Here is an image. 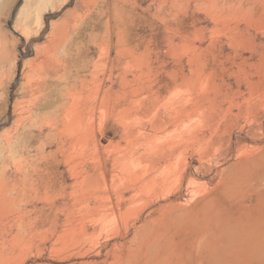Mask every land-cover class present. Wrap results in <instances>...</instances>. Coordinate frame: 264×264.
<instances>
[{
    "label": "rangeland",
    "instance_id": "374dc122",
    "mask_svg": "<svg viewBox=\"0 0 264 264\" xmlns=\"http://www.w3.org/2000/svg\"><path fill=\"white\" fill-rule=\"evenodd\" d=\"M0 69V264L239 248L234 218L264 203L244 164L264 150V0H0ZM225 212L231 236L203 226Z\"/></svg>",
    "mask_w": 264,
    "mask_h": 264
},
{
    "label": "bare ground",
    "instance_id": "6f19581e",
    "mask_svg": "<svg viewBox=\"0 0 264 264\" xmlns=\"http://www.w3.org/2000/svg\"><path fill=\"white\" fill-rule=\"evenodd\" d=\"M216 8V7H215ZM171 27V26H170ZM227 27V26H226ZM235 30V29H234ZM263 32V31H262ZM213 34V33H212ZM182 37V36H181ZM55 41V40H54ZM184 43V42H183ZM182 43V44H183ZM186 43V42H185ZM5 56V55H4ZM1 70V69H0ZM31 74V73H30ZM93 76V75H92ZM28 80V79H27ZM95 92V91H94ZM165 121V120H164ZM161 127V126H160ZM172 150H174L173 149V147L172 146H169V148H167L166 150L165 149H163V150H160V151H158V152H154V153H152L150 156H148V155H145L146 156V158H149V159H151V160H157V161H159L160 159H165L166 158V156L168 157V155H170L171 156V152H172ZM142 152H144V151H142ZM254 152V151H253ZM145 154H148V153H146L145 152ZM244 154V153H243ZM249 154V153H248ZM252 154V153H251ZM246 155V154H245ZM139 157V159H144V157H143V155H140V156H138ZM247 157H248V155H247ZM244 164H246V167H247V171H246V173L247 172H249V175L251 176V177H253V178H256V177H258V180L257 181H262L263 182V184H264V150H262L260 153H258V154H255V155H252V156H250L249 158H247L246 159V161L244 162ZM125 166V165H124ZM123 168H125V167H123ZM128 169V168H127ZM124 170V169H123ZM235 170V169H234ZM125 172V171H124ZM231 173V172H230ZM245 173V174H246ZM126 175V174H125ZM132 175V174H131ZM130 174H129V177L131 176ZM134 175V174H133ZM141 175V174H140ZM142 175H143V172H142ZM136 177V176H135ZM127 178V177H126ZM133 178H134V176H133ZM130 179V178H129ZM252 179V178H251ZM257 179V178H256ZM145 180V179H144ZM132 181V180H131ZM251 181V180H250ZM253 182V181H252ZM127 183V182H126ZM133 183V182H132ZM131 182L130 183H128V184H122L123 186H124V188H123V190H127L128 191V189L130 188H133V186H134V188H136L135 187V185H136V183L135 184H132ZM246 184V183H245ZM253 184H255L254 182H253ZM251 186V185H250ZM258 186V185H257ZM243 187H245V186H243ZM247 187V186H246ZM259 188V187H258ZM129 189V190H130ZM243 189V188H242ZM257 189V188H256ZM256 189H255V191H254V189H253V191H252V189H247V191H248V193L249 194H252V196H254V195H256L257 196V198H258V196H259V194H260V197H262L263 199H264V188H263V190L262 191H260V193L258 192V191H256ZM260 190V189H259ZM237 191H240V189H238ZM123 192V191H122ZM121 192V193H122ZM148 192V191H147ZM155 192V191H154ZM163 193V192H162ZM225 193V192H224ZM239 194V193H238ZM122 195V194H121ZM163 195V194H162ZM154 197V196H153ZM168 197V196H167ZM121 198V197H120ZM124 198V197H123ZM132 198V197H131ZM261 198V199H262ZM118 200H120V199H118ZM143 200V199H142ZM210 200V199H209ZM208 199H207V201H209ZM125 201V200H124ZM123 201V202H124ZM204 201V200H203ZM211 201V200H210ZM250 201H252V199L250 200V199H248V202H250ZM141 202V201H140ZM142 202H144V201H142ZM211 202H213V201H211ZM237 202V201H236ZM255 203H254V205L253 206H255L256 205V200L254 201ZM160 203V202H159ZM204 203V202H203ZM223 203V202H222ZM221 203V204H222ZM262 203H263V201H262ZM172 204V203H171ZM205 204V206L204 207H202V208H204L202 211H204L205 209H207L206 207H210V205H206V203H204ZM208 204V203H207ZM210 204V203H209ZM260 204V210L258 211L259 212V217L257 218V219H255V220H253L252 222H250V221H247V220H243V218H245V217H241L240 215H238V216H236L235 218L233 217V215L231 216L232 217V219H230V216L228 217V212H225V215H221V214H218L219 216L221 215V219H218V216L216 217V215H217V213H216V215H215V217H216V219L215 220H212L213 219V217H212V219H209V220H207V219H205L204 218V221L202 222L203 223V226H205V227H208L210 224H217V223H219V225L217 226V225H215V228H216V226H217V231L215 232V234H217L218 235V233H219V226H220V229H222L223 228V231L222 232H224V229H226L225 230V232L227 233L228 232V234H226L227 236L228 235H230L231 236V234H232V232L230 231V229H229V231H227V229L228 228H230V227H227V225L228 224H230L231 225V221L233 220V218H234V222L232 223L233 224V226L235 225L236 226V228H235V230H233V236H231V237H228L227 238V240H229V238L232 240V237H233V240L234 241H240V242H236V243H240V246H239V248L237 249V250H235V248H234V250H233V252H232V254H231V256L229 255V256H227L226 255V258L228 259H225V255L222 257L221 255H222V252L220 253V251H219V253H220V255L219 254H217V253H215L216 255H217V258L218 259H216V257L214 256V259H211V261L213 262L215 259L216 260H219V258H221L222 257V259H220L219 261L220 262H218V264H250L251 263V261L252 260H256L257 258H260L261 256H262V253H264V244H263V242H261V241H264V209H263V207H264V203L263 204H261V203H257V205H259ZM201 205V203L198 205V206H200ZM219 205V204H218ZM234 205V204H233ZM136 206V205H135ZM167 207H168V204L166 205ZM198 206L196 207L197 209H198ZM213 205L211 204V207H212ZM216 206H217V203L215 204V207H213L214 208V210L216 209ZM170 207V206H169ZM173 207L175 208L176 206H174L173 205ZM195 207H194V209H195ZM220 207V206H219ZM256 207V206H255ZM130 208V207H129ZM171 208V207H170ZM169 208V209H170ZM174 208H171V209H173V211L174 210H177V208L176 209H174ZM180 208V207H179ZM178 208V209H179ZM181 208H182V206H181ZM183 208H185V207H183ZM200 208H201V206H200ZM221 208V207H220ZM247 208V207H246ZM254 208V207H253ZM253 208H252V210H253ZM258 208V207H257ZM191 209V208H190ZM211 209V208H210ZM222 209V208H221ZM220 209V210H221ZM255 209V208H254ZM152 210V209H151ZM209 210V209H208ZM217 210V209H216ZM223 210V209H222ZM221 210V211H222ZM239 210V209H238ZM250 210H251V208H250ZM258 210V209H257ZM257 210L255 209L254 211V213L253 214H255L256 213V215H257ZM189 211V207H188V210H186L185 209V211H183L184 213H187ZM198 211H200V210H198ZM201 211V212H202ZM225 210H223V212H224ZM169 212H170V210H169ZM197 212V211H196ZM206 211H204V213H200L199 212V214H198V216H197V219H198V217H201V214H202V217L204 216V215H206L207 213H205ZM215 212V211H214ZM213 212V209H211V214L212 213H214ZM222 212V213H223ZM171 213V212H170ZM182 213V212H181ZM180 213V214H181ZM190 213L191 212H189V215H190ZM228 213V214H227ZM250 213V212H249ZM252 213H250V214H252ZM209 214V213H208ZM243 214V213H242ZM241 214V215H242ZM249 214V215H250ZM261 214V215H260ZM70 215V214H69ZM80 215V214H79ZM177 215V214H176ZM182 215V214H181ZM184 215V214H183ZM182 215V216H183ZM188 215V216H189ZM200 215V216H199ZM214 215V214H213ZM212 215V216H213ZM82 216V215H81ZM178 216V215H177ZM180 216V215H179ZM223 216V217H222ZM235 216V215H234ZM253 216V215H252ZM258 216V215H257ZM72 217V216H71ZM201 217V218H202ZM209 217V216H208ZM214 217V218H215ZM251 217V216H250ZM65 218H66V216H65ZM68 218V217H67ZM178 218V217H177ZM220 218V217H219ZM149 219H151V218H149ZM196 218L195 219H193V221L194 220H197ZM247 219H249V218H247ZM68 220V219H67ZM75 220V219H74ZM152 220V219H151ZM231 220V221H230ZM250 220V219H249ZM252 220V219H251ZM177 221H179L178 219H177ZM177 221H175V223L178 225L179 223L177 222ZM189 221V220H188ZM193 221H192V223H193ZM46 222V221H45ZM182 222H184V221H182ZM195 222V221H194ZM180 223H181V220H180ZM199 224V222H196V223H194V225H196V224ZM200 225V224H199ZM221 225H222V228H221ZM230 225H228V226H230ZM152 226V225H151ZM197 226V225H196ZM195 226V227H196ZM201 226V225H200ZM203 226H201L203 229H204V227ZM148 227V226H147ZM153 227V226H152ZM180 227V226H179ZM194 227V228H195ZM192 228V227H191ZM215 228H214V231H215ZM151 229V228H150ZM153 229V228H152ZM155 229H156V227H155ZM186 229V228H185ZM184 229V230H185ZM196 229V228H195ZM199 229V226H198V228L196 229V230H198ZM140 230V229H139ZM154 230V229H153ZM174 230V229H173ZM172 230V231H173ZM188 230V229H187ZM192 230V229H191ZM190 230V231H191ZM196 230H195V232H196ZM201 230V229H200ZM209 230H210V228H209ZM141 231V230H140ZM139 231V232H140ZM186 231V230H185ZM189 231V232H190ZM194 231V230H193ZM204 231V230H203ZM202 231V232H203ZM208 231V230H207ZM148 232V231H147ZM151 231H149L148 233H150ZM157 232V231H156ZM155 232V233H156ZM174 232V231H173ZM192 232V231H191ZM210 232V231H209ZM213 232V231H212ZM225 232H224V235H225ZM230 232H231V234H230ZM55 233V232H54ZM154 232H153V234H155ZM185 233V232H184ZM183 233V234H184ZM221 233V232H220ZM46 234V233H45ZM143 234V233H142ZM170 234V233H169ZM209 234V233H208ZM213 234H214V232H213ZM145 235H148L147 233L145 234ZM195 235H196V233H195ZM210 235V234H209ZM212 235V234H211ZM210 235V236H211ZM45 236V235H44ZM43 236V237H44ZM184 236V235H183ZM194 236V235H193ZM192 236V237H193ZM222 236V235H221ZM221 236H218V238H219V241L221 240V242H222V244L221 245H223V243L225 244V237H227V236H225L224 238H222ZM45 237H47V236H45ZM148 237V236H147ZM146 237V238H147ZM153 237H154V235H153ZM213 237H214V235H213ZM216 237V236H215ZM214 237V238H215ZM220 237L222 238V239H220ZM218 238H216L217 239V241H218ZM177 239V238H176ZM191 239V238H190ZM215 239V240H216ZM224 239V240H223ZM150 240V239H149ZM148 241V240H147ZM229 242V244H230V240L228 241ZM228 242H227V244H228ZM232 242V241H231ZM233 243V242H232ZM235 243V242H234ZM235 243V244H236ZM210 244V243H209ZM226 244V245H227ZM221 245H220V248L219 249H221ZM225 245V246H226ZM237 245V244H236ZM224 246V245H223ZM224 246V247H225ZM228 246V249H229V245H227ZM226 246V247H227ZM210 247H211V245H210ZM223 247V248H224ZM78 248V247H77ZM146 249V248H145ZM225 249V248H224ZM224 249L222 250V251H224ZM230 249H231V247H230ZM227 250V249H226ZM82 251V250H81ZM230 251V250H229ZM235 251V252H234ZM224 252H226V251H224ZM79 253V252H78ZM81 253V252H80ZM225 254V253H224ZM261 255V256H260ZM219 256H221V257H219ZM258 256H260V257H258ZM130 258V257H129ZM263 258H264V256H263ZM264 261V260H263ZM211 262V264H213ZM215 262V261H214ZM216 262V263H217ZM229 262H231V263H229ZM137 263V262H136ZM193 263V262H192ZM216 263H214V264H216ZM127 264V263H126Z\"/></svg>",
    "mask_w": 264,
    "mask_h": 264
}]
</instances>
